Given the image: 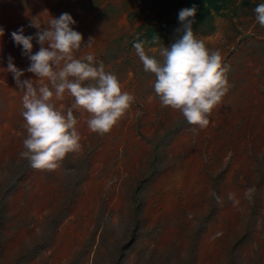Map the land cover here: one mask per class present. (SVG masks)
Wrapping results in <instances>:
<instances>
[{"label":"rangeland","instance_id":"obj_1","mask_svg":"<svg viewBox=\"0 0 264 264\" xmlns=\"http://www.w3.org/2000/svg\"><path fill=\"white\" fill-rule=\"evenodd\" d=\"M261 3H63L84 43L94 38L76 58L93 53L135 99L103 135L74 109L81 147L47 171L21 158L23 92L0 83V264H264V27L254 12ZM193 5L194 35L228 69V91L205 128L162 106L134 49L170 46L179 11ZM56 103L66 110L73 100Z\"/></svg>","mask_w":264,"mask_h":264},{"label":"clouds","instance_id":"obj_2","mask_svg":"<svg viewBox=\"0 0 264 264\" xmlns=\"http://www.w3.org/2000/svg\"><path fill=\"white\" fill-rule=\"evenodd\" d=\"M254 12L256 21L264 27V3L257 5ZM196 14L195 5L179 11L182 27L177 29L179 35L170 46L153 47L146 52L143 42H136L134 49L144 71L155 76L154 90L162 106L179 111L189 124L205 128L209 124L207 114L226 94L229 81L221 52L209 49L194 35ZM47 23L41 29L32 21L30 26L40 29L35 37L24 35L23 27L11 33L31 61L26 71L38 79L22 80L25 70L17 68L11 56L5 70L13 74L23 92L22 116L27 136L20 156L28 159L33 168L53 171L68 153L81 147L74 109L89 113V130L103 135L126 113L135 97L124 90L114 74L106 72L103 62L96 66L93 53L76 58L82 45L90 47L94 38L90 37L85 44L83 35L71 27L76 21L69 13L58 18L51 16ZM3 34L0 28V36ZM34 38L41 45L35 53ZM66 96L73 103L65 110L64 104L57 106L56 102L64 101Z\"/></svg>","mask_w":264,"mask_h":264},{"label":"crops","instance_id":"obj_3","mask_svg":"<svg viewBox=\"0 0 264 264\" xmlns=\"http://www.w3.org/2000/svg\"><path fill=\"white\" fill-rule=\"evenodd\" d=\"M69 1V0H68ZM67 0H0V28L3 29V36H0V83L16 84L13 74L6 72L8 58L11 56L16 67L25 70L24 79H38L33 73L26 69L30 66V60L23 54V46L17 45L12 39L11 33L21 27L24 28V35L36 36L40 31L31 27L34 20L41 26V29L48 26L52 17L58 18L62 12L63 3ZM33 53L40 50V44L34 38ZM76 54V53H75Z\"/></svg>","mask_w":264,"mask_h":264}]
</instances>
